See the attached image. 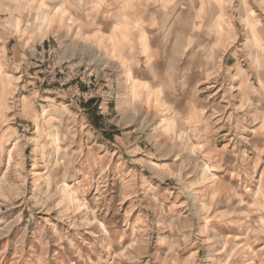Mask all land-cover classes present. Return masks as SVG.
Returning <instances> with one entry per match:
<instances>
[{"label":"clouds","instance_id":"9594fccd","mask_svg":"<svg viewBox=\"0 0 264 264\" xmlns=\"http://www.w3.org/2000/svg\"><path fill=\"white\" fill-rule=\"evenodd\" d=\"M0 264H264V0H0Z\"/></svg>","mask_w":264,"mask_h":264},{"label":"rangeland","instance_id":"374dc122","mask_svg":"<svg viewBox=\"0 0 264 264\" xmlns=\"http://www.w3.org/2000/svg\"><path fill=\"white\" fill-rule=\"evenodd\" d=\"M15 41L14 40H10L9 43H8V47L10 48L12 46V44H14ZM47 48H48V41H45L43 43V46L41 47L40 45H37L36 46V49L37 51H44L46 52L47 51ZM47 64L44 63V64H40L38 65V67L34 68V69H30V73H35L37 75H40L41 77L43 76V68L46 67ZM44 87H50L49 85L45 84ZM66 87V86H65ZM81 90L82 91H87V86L81 84ZM93 101H89L88 104H82L81 106L82 107H90V105L92 104Z\"/></svg>","mask_w":264,"mask_h":264}]
</instances>
